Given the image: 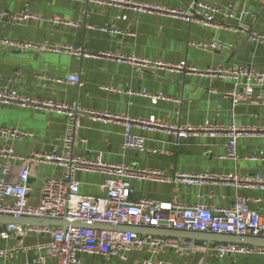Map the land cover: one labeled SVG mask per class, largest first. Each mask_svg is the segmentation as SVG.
I'll return each instance as SVG.
<instances>
[{
  "label": "crops",
  "instance_id": "crops-1",
  "mask_svg": "<svg viewBox=\"0 0 264 264\" xmlns=\"http://www.w3.org/2000/svg\"><path fill=\"white\" fill-rule=\"evenodd\" d=\"M130 1L185 10L195 0ZM199 1L220 8L232 4L234 17L227 18L220 13L215 17V26H203L185 21L181 15L162 11L135 12L100 0H0V12L4 15H39V18L16 21L10 18L0 20V40L44 46L43 49H20L0 42V87L9 85L20 94L40 102L75 104L74 114L79 125L74 131V154L89 158L100 153L106 162H124L159 170L168 177L165 182L131 181L132 200L145 197L185 204L203 202L227 206L237 195H243L249 198L250 209H264L263 189H239L232 182L208 177L255 173L264 177V88H254V94H262L261 104L246 100L234 104L230 95L233 81L207 73L212 68L230 65L264 69V41L254 39V36L264 37V0ZM241 11H246L240 20L247 29L234 31ZM119 13L126 14L127 18H116ZM52 16L78 25L52 24L47 20ZM210 42H216L218 47L203 46ZM63 45L81 49L83 54L49 48ZM101 52L133 54L164 63L183 62L193 70H141L93 56ZM69 74H77L81 85L68 82L66 77ZM150 95L161 97L153 104ZM93 113L138 119L154 115L171 128L211 123L256 131L238 138V158L233 159L226 157V136L222 131L215 135H191L178 139L176 143L175 136L164 129H143L133 125L132 133L144 138V149L136 151L122 148L120 121L94 118ZM66 121V113L46 105L20 106L0 102V127L32 133V136L14 140L0 137V146L10 145L20 155L50 151L64 133ZM20 166L21 161H13L6 181L17 180ZM31 170L29 197L36 202L41 181L61 177L62 168L42 163ZM75 179L83 195L105 193L104 176L100 173L77 171ZM2 227L0 225V229ZM196 236L195 239L178 238L193 243L194 249L190 252L182 256L177 251L165 250L153 255L157 261L155 264H264V257L258 254L218 256L215 246L220 243L217 241L221 237L219 233L199 232ZM205 238L211 241L207 242ZM48 240V234L34 232L21 237L0 238V248H30L10 250L6 257H0V264H21L30 260L39 253L33 246ZM145 257H151L145 250L130 251L126 259L78 253V264H143ZM46 264H55V260L48 258Z\"/></svg>",
  "mask_w": 264,
  "mask_h": 264
},
{
  "label": "built area",
  "instance_id": "built-area-1",
  "mask_svg": "<svg viewBox=\"0 0 264 264\" xmlns=\"http://www.w3.org/2000/svg\"><path fill=\"white\" fill-rule=\"evenodd\" d=\"M104 4H111L119 8L126 7L135 12L162 11L172 15H181L187 22H195L203 26H215L216 15L222 13L227 18L234 17V7L228 4L225 8L195 0L185 10L158 7L147 3L130 0H100ZM246 11L239 12L237 25L234 31L247 28L241 23L240 17ZM28 17L39 18V15H4L0 12V20H22ZM116 18L125 20L126 14L119 13ZM52 24L77 26L73 21L61 19L58 16L47 18ZM254 39L264 41L262 36H254ZM6 45H15L20 49L39 48L31 43L14 42L7 39L0 40ZM202 45V44H199ZM203 46L215 49L216 42L205 43ZM53 51L71 52L82 55L81 49H73L63 45L49 47ZM93 56L104 57L117 63H125L133 68L141 70H169V71H191L190 66L185 63H164L152 61L133 54H121L114 52H101ZM212 77L228 78L233 81L234 88L230 92L232 102L235 104L240 100H246L252 104L262 103V94H254V88H264V69L258 70L250 65H230L227 67H215L210 69ZM66 80L70 83L81 85L77 74H69ZM138 92V91H137ZM140 93L145 94L144 91ZM152 103H156L161 97L150 95ZM0 102L3 104L13 103L20 106L46 105L67 115L64 133L57 138L58 144L50 151L34 152L30 155H20L14 152L12 146H0V215L19 217H36L50 220H67L69 222H80L88 225H110L127 227H156L168 228L182 231L212 232L219 234H232L240 236L264 237V209H250L249 198L237 195L233 202L227 206H212L203 202L185 204L180 201H161L141 197L137 200L131 199L133 190L131 181L149 180L153 182H165L168 177L159 170L144 169L128 165L124 162L111 163L102 159L100 153L93 157H83L73 153L74 131L78 127L75 118V104H56L50 101L40 102L29 96L20 94L9 85L0 87ZM94 118H112L120 121L122 125V148L141 151L144 149V138L132 133L133 125L143 129H164L172 133L178 139L199 133L215 135L222 131L226 136V157L237 159V141L241 136L248 135L255 129L236 127L230 125L221 127L211 123L202 126L184 125L182 127H167L157 120L154 115L145 119L131 118L126 115H110L108 113H93ZM24 136H32V133L17 129L0 127V137L14 140ZM14 160L21 161V166L15 182L6 181L5 177L11 170ZM48 163L58 165L62 168L59 178H45L41 181L40 194L36 202L29 197V179L32 168ZM77 171H93L104 176L103 195H83L79 191V183L75 179ZM210 179H219L232 182L236 188L259 187L264 190V177L258 173L236 176L210 175ZM190 181V178L184 177ZM27 232L46 233L49 240L46 243L33 246L39 251L38 255L21 264H46L48 258L54 259L55 264H78V253L98 254L102 256L118 257L126 259L130 251L145 250L151 257L143 258V264H155L153 255L165 250H174L179 255H185L194 249L190 240L180 241L178 238L165 236L143 235L132 230H106L85 226H36L9 223L0 229V238L8 239L21 237ZM25 246L18 248H0V257H6L10 250H28ZM218 256L227 254H258L264 257V246L248 244H235L220 242L215 246ZM159 264H171L158 262Z\"/></svg>",
  "mask_w": 264,
  "mask_h": 264
},
{
  "label": "water",
  "instance_id": "water-1",
  "mask_svg": "<svg viewBox=\"0 0 264 264\" xmlns=\"http://www.w3.org/2000/svg\"><path fill=\"white\" fill-rule=\"evenodd\" d=\"M9 223H15L20 225L30 224L36 226H61L66 228L67 226H85L91 228L98 229H106V230H132L136 231L140 234H148L152 236H165L172 238H187V239H195L196 233L198 231H182V230H174L168 228H156V227H127V226H110V225H88L80 222H69L67 220H50L44 218H36V217H19L14 218L11 216H3L0 215V225H5ZM221 237L217 238L219 242H227V243H242L248 245L255 246H264V237H255V236H240V235H232V234H220ZM207 242L211 240L205 238Z\"/></svg>",
  "mask_w": 264,
  "mask_h": 264
}]
</instances>
